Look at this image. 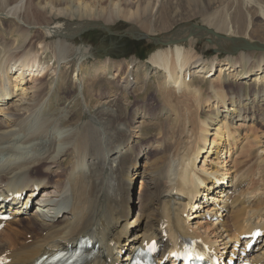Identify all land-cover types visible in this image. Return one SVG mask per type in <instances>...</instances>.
Here are the masks:
<instances>
[{"label": "bare ground", "instance_id": "bare-ground-1", "mask_svg": "<svg viewBox=\"0 0 264 264\" xmlns=\"http://www.w3.org/2000/svg\"><path fill=\"white\" fill-rule=\"evenodd\" d=\"M189 1L196 4L198 0ZM22 2L0 0V14L11 15L3 24L13 25L10 31L29 46L20 49V55L11 62L13 56L7 58L4 54L13 43L0 40V111L12 98V85H21L26 75L42 80L46 71L38 67L48 49L54 70L49 85L43 83L27 98L22 92L15 108H7L8 116L0 117V212L12 215L0 229V264H31L56 248L74 246L84 236L100 245L89 264H126L135 246L150 240L161 247V259L166 251L177 250L188 239L207 243L208 255L223 249L233 264H264V54L262 59L254 60L255 54L247 50L246 43L250 42V16L257 14L264 20V5L243 0L255 11L242 13L243 8L238 7L234 22L218 10L209 16L207 23L212 29L225 34L213 40L216 51H222L219 46L230 52L242 47L225 62L199 54L195 36L186 35L185 27L161 36V47L143 63L144 68L149 65L153 70L149 75L146 71L142 79L156 78L149 91L148 83L143 90L133 87L138 74L129 66H116L112 76L108 59L88 68L90 48L77 47L69 40L85 25L109 24L127 13L118 8L106 9L100 2ZM206 8L202 6L200 11ZM141 13L129 17L146 33L152 31L150 16ZM168 26L163 22L158 28ZM30 27L36 28L32 37ZM2 31L8 30L3 27ZM33 38L42 40L32 49ZM48 38L54 39L45 42ZM20 47L22 44L15 48ZM248 72L252 73L243 75ZM68 74L77 93L80 90L86 98L92 88L97 107L101 103L112 105L105 112L107 138L99 154L92 146L100 128L90 122L70 125L72 117H81L83 112L75 110L74 103L71 108L62 102L63 94L68 92L60 81ZM101 77L109 78L108 92L97 86V78ZM128 93L140 99L119 103ZM252 100L258 104L249 106ZM40 111L45 115L42 121L37 119ZM249 111L260 112L249 116ZM251 116L258 117L256 122ZM251 123H260L263 128L250 132L246 127ZM148 126L154 133L142 136ZM130 129L140 134V140L133 144L130 139L137 132ZM254 149L259 177L251 180L248 163ZM106 152L119 153L111 160L116 162L114 169L104 163ZM138 157H144L140 183L135 187L139 211L122 231L119 226L131 212L130 185L137 173ZM107 170L114 175L112 192L109 185L106 187ZM28 201L35 203L29 211L24 209ZM206 213L216 216L212 224L202 219ZM254 228L262 230V237L253 250L242 253L244 248L238 249L236 242ZM122 237L125 239L121 242ZM249 241L245 238L243 247ZM120 244L122 249L118 251L124 248L125 252L114 257Z\"/></svg>", "mask_w": 264, "mask_h": 264}, {"label": "rangeland", "instance_id": "rangeland-1", "mask_svg": "<svg viewBox=\"0 0 264 264\" xmlns=\"http://www.w3.org/2000/svg\"><path fill=\"white\" fill-rule=\"evenodd\" d=\"M78 1L84 2L86 4L91 3V5L96 3V2H100L101 6H104L105 8L106 7L108 9L109 8H111V9H113V8L117 9L118 8L122 12L127 13V15L125 17H120V18L114 19L109 24H104V25L103 24H98V25L88 24V25H85L84 27H82L80 29V31L77 34L74 35V37H71V39L68 38L70 41H73L72 43L77 47L83 45V46H86L87 48H90L89 51H91V55L87 58L88 59L87 63L89 66L88 68H91L90 66L92 64H96L97 62L104 61L105 59H108V62H109L108 67L110 70L109 73H110V76H112V74L115 73V70H113V69L116 66L119 65V66H121V68H124V67L127 68L129 66L128 68L133 69L134 73L137 72V74H138V80L136 83H134L133 87H136V89H138V90H140V89L143 90L146 87V83H148L149 91H152V89L154 87L153 84H155L156 78L151 76L150 78L142 79L143 78L142 75L146 71H148L147 74L149 75L150 71L153 70V69H151V66H149V65H147V66L145 65L148 68H144L143 63L146 61V58L150 55L151 52H153L156 48L161 47L160 45L162 44V42L159 41V40H162L161 36L168 35L170 33H173L178 28L181 29V28L185 27L186 29H188V33H186V35H189V33H191L190 36H195L193 38V41H194V44L196 45V50L198 51L199 54L204 55L205 58L216 57V60L221 61V62H225L224 60L228 56L235 55L237 53V51L242 47H238L237 49H234L233 51L230 52L227 50V48L218 45L220 48L222 47V49H221L222 51L218 52V51H216L217 46L215 44H213L214 43L213 40H218V39H221L222 37H218V36L213 35L210 32H206V30H204V29L193 27L192 24L203 25V26H206V27L212 29L213 27L207 22H208L209 16L212 14L213 11L215 12L216 10H218L219 14L223 15L224 17H227V15H228L230 18L229 17H227V18H229V20L231 19L230 21H232V22H234V20H233V15H235L234 13H238L237 12L238 7L243 8L242 13H245V12L247 13V10H249L250 12L248 11V13L251 14L252 11H255L254 6H251L250 4L245 5L243 0H198L196 4L190 2L189 0H78ZM254 1H258V3L264 5V0H254ZM25 2H26V0H23L22 3L25 4ZM202 6L207 7L204 12L200 11ZM138 11H142L141 14H143L144 16H148V17L150 16L149 18H151V20H152V22H151L152 31H149L146 33V31L143 30L140 27V25L134 21L133 18L129 17L132 15V13H136ZM236 16H238V15L236 14ZM6 17H8L10 19L11 15L9 14L8 16H5L3 14H0V40L4 39V41H8V44L13 43L12 47H10V45H9V50L7 52H5L4 57L10 58L9 56H13L11 62H14V60L17 58V56H19L20 53L26 49L25 47H29V46L27 45V41L22 42V38H20L16 32L10 31L11 28L14 27L13 25L7 26L8 23L3 24V22H4L3 20ZM250 20H251V23L248 27L249 37L247 39L251 42L263 44L264 43V20L261 19L257 14L251 15ZM18 22L22 23V19H20V20L18 19ZM53 22H54V20H53ZM63 22H64V20H63ZM163 22H165L167 24V26L170 24V26H168L167 29L161 30V28H158V27H160V24ZM208 24L210 27L207 26ZM233 24H235V23H233ZM3 27L8 31H5L4 33H2ZM29 29L31 30L30 31V33H31L30 37H32L36 32L35 31L36 28L30 27ZM218 33L225 35L222 31H218ZM186 35L183 37L184 39H186V37H187ZM212 36H214L216 38L212 39ZM227 36H230V35H227ZM230 37H241V36H230ZM53 39L48 38V39H46L47 41H45V42H49ZM228 39H231V38H228ZM41 40L42 39L33 38V40H32L33 45L31 46L32 49H33V46L37 45L38 42H40ZM223 40H226V39L223 38ZM18 44L19 45L22 44V47L15 48V47H17ZM20 49H22L21 52H20ZM247 50L250 51L251 53L255 54L253 56L254 60L255 59L260 60L261 57L263 58L264 50L249 49V48H247ZM28 51H29V49H28ZM48 52H50L49 49L46 50L45 57L40 59L41 60L39 63L40 67H38V69L46 71V74L44 75V77H42V80L32 78L31 75L30 76L26 75L24 77L23 83L21 85H19V84L15 85V86L12 85L10 87L11 88L10 90L13 92L12 98L10 100H8L7 103L3 104V109L0 111V117L8 116L9 110L7 111V108H9L12 105H13V109L15 108L14 104L17 103L16 100H18V98L21 96L22 92H24L22 96L27 98V96L31 95L34 90L40 88L43 83L46 85L50 84V81L52 79V73L51 72L54 70V64L52 63L53 60H51V57H50L51 53H48ZM32 53L36 54L33 50H32ZM36 59H38V56H36ZM74 59H73V61H74ZM247 64L250 65L249 63H247ZM260 64H263V61H262V63L260 62ZM69 65H71L70 66L71 69L74 67V63L72 61L69 63ZM84 68H85V66H84ZM71 72L69 71L68 73L71 75ZM111 72H112V74H111ZM250 73H252V72H248V73H245L243 75H249ZM69 74L67 75L68 79H66L67 76H65L66 81L64 80V77H61L62 80L60 82H61V84L63 82L65 83V87H66L65 92H68V95H67V93L63 94L64 98L62 99V102H64L65 106L68 105L71 108H72V105L74 103L75 110H78V112H80V111L83 112V115L81 117L80 116L79 117L73 116L71 121H70V125L75 126L76 124H79L81 122H84V123L90 122L97 129L100 128L97 132L98 133L97 137H96L97 142L92 146V148L96 152H98V154H99V152L102 151L100 145H103V141H105L107 138V132L105 131V125H107V120L104 119V118H106L105 112L111 110L112 105L109 103H104V104L101 103L100 104L101 106L97 107L95 105V99H94L96 97V95H94L95 91L92 88H91L92 90L90 89L89 95L86 96V98L80 92V90H78L79 92L77 93L76 87H73V86H75V83L72 82V80H70L71 76ZM108 77L97 78V81H98L97 86L99 88H101L103 91L107 90L106 92H108V88H107V79H109ZM68 80H69V83H68ZM263 81H264V79H263ZM64 83L62 84L63 86H64ZM119 83L118 84L121 86V82H119ZM201 84L203 85V87L206 86L203 83H201ZM133 87H132V89H133ZM69 88H71V89H69ZM115 89H117V90H115ZM118 89L119 88H112V90L114 92H117V93L120 92V89L119 90ZM70 90H73V91H70ZM132 92L134 93L136 91H132ZM91 93H92V95H91ZM128 94L129 95L127 98H120L119 103L124 102L126 104H129L131 102L134 103L135 101L140 99L138 97H135V94H132V93H128ZM60 97H61V94H60ZM243 97H245V96L243 95ZM135 99H137V100H135ZM149 99H150V97H149ZM149 99H148V101H149ZM104 100H107V98L102 99V101H104ZM247 101H249V100L247 99ZM257 104H258L257 101L252 100L251 103H249V106H251V105L255 106ZM100 111L102 112L101 115H100ZM258 112H260V111H255V112L249 111L248 114H249V116L251 115V113H255V115H256ZM44 116L45 115L43 112H41V111H40V113L38 112L37 113L38 121H42L44 119ZM252 117L253 116H251V118ZM252 119H254V122H256V119H258V117L254 116ZM248 123H250V120L248 121ZM121 125L122 124L119 123V126H121ZM247 125L248 126L246 128H247V130L251 129V130H248L250 132L252 130L254 132L255 131L258 132V130L263 128V127H260V125H261L260 123H251V125H249V124H247ZM239 129H238V131L242 133L243 131L241 130V128H239ZM130 130L133 133V130H135V129H130ZM244 130H245V128H244ZM135 132H137V133H133L134 135L130 139L131 144L136 143L140 140L139 139L140 134L138 133L139 131L135 130ZM148 133L149 134L154 133V130L151 129V127H149V126L146 127V130L141 135L142 136L144 134L149 135ZM148 148L149 147L147 146L145 150H147ZM112 153L113 152H106L105 153L107 155L106 157H108V158L106 159V162H104V163L107 165L108 169H111V165H112L113 169L115 168L116 162L111 161V160H113L119 154V153H116V154L112 155ZM255 154H256V151L254 149L253 153L251 155V160L248 163V165L251 166V174H252V175H250L251 180L253 178H254V180H256L259 177V174H258L259 169L256 168L257 165L254 164V159H256L254 157ZM102 159L103 158L101 157L100 162L103 161ZM65 160H66V158H65ZM137 160H138V163L136 166L137 167V169H136L137 173L134 174L132 177V183L130 185L131 186L130 187L131 198H130V201L128 202L130 205L131 212L127 215V217L124 220H122V222L119 226L120 229L122 228L121 229L122 231L126 230L127 224L130 221H132L133 217L136 218V214H137L136 211L137 210L139 211L138 204L136 203V201L133 203L134 199L132 198V189H134L136 184L140 183L139 178L142 176V170L144 168V165H143L144 164V157H142V158L138 157ZM109 162H111L112 164H110ZM54 170H57V167H54ZM109 171L110 172L108 173V170H107V173H108L107 175H108V179H111V182H110V180L107 179L106 180V182H107L106 187H108V185H109V190H110L111 189L110 183H113L111 176H114V175L112 174L111 170H109ZM56 178L62 179L63 177L61 176V177H56ZM122 186H123V188L126 187V181H125V183H122ZM110 191L112 192V189ZM41 194L42 193H39L37 195V197L40 198L39 196H41ZM147 197H148V194L146 193V198ZM133 204H134V206H133ZM34 205H35V203H32V207ZM30 209L31 208H28V211ZM214 221H210L208 223L212 224ZM124 239L125 238L122 237L121 242ZM117 247H119V248H116V254L119 252L118 250H120V247H122V245L120 244ZM169 261L171 262V259ZM170 262L168 264H170Z\"/></svg>", "mask_w": 264, "mask_h": 264}, {"label": "water", "instance_id": "water-1", "mask_svg": "<svg viewBox=\"0 0 264 264\" xmlns=\"http://www.w3.org/2000/svg\"><path fill=\"white\" fill-rule=\"evenodd\" d=\"M193 25V27H196V28H201V29H205L207 32H210V33H212V34H214V33H216V35L218 36V37H221V34H219V33H217V32H215L213 29H211V28H208V27H206V26H203V25H194V24H192ZM222 37H223V35H222ZM184 39V38H183ZM245 41H248V40H246V39H244ZM160 41V40H159ZM163 43V42H162ZM247 43V48H249V49H258V50H264V45H259V44H256V42H246Z\"/></svg>", "mask_w": 264, "mask_h": 264}, {"label": "snow or ice", "instance_id": "snow-or-ice-1", "mask_svg": "<svg viewBox=\"0 0 264 264\" xmlns=\"http://www.w3.org/2000/svg\"><path fill=\"white\" fill-rule=\"evenodd\" d=\"M148 250L149 251H154L155 250V242H153L152 244L148 245ZM188 258H191V254H189ZM197 258H200V257H197Z\"/></svg>", "mask_w": 264, "mask_h": 264}]
</instances>
